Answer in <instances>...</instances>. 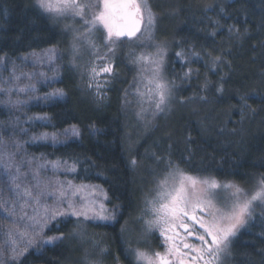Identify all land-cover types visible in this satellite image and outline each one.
<instances>
[{
	"label": "trees",
	"instance_id": "trees-1",
	"mask_svg": "<svg viewBox=\"0 0 264 264\" xmlns=\"http://www.w3.org/2000/svg\"><path fill=\"white\" fill-rule=\"evenodd\" d=\"M154 13L161 22L162 39L157 42H166L168 48L166 74L176 78L178 87L172 121L166 128L162 122L151 123L141 138L134 133L130 160L125 90L132 70L117 63L120 75L98 98L66 66L68 37L62 25L34 0H0V161H6L0 162V191L10 190L8 176L17 169L21 173V166L11 167L17 161H59L75 165L66 178L103 189L106 207L119 208L114 223L85 225L88 242L79 244L71 237L78 228L73 218L46 229L45 237L64 233L67 238L47 245L38 240L21 264H134L122 229L135 226L143 183L132 161L143 156L148 161L171 158L191 175L246 189L264 173V0H162ZM52 48L63 53L59 78L24 96L19 107L4 104L13 95L2 81L9 70L21 58ZM182 50L187 60L176 56ZM215 57L221 59L214 64ZM189 68L191 76L180 79ZM205 83L207 88L202 87ZM58 89L63 96L45 99ZM71 129L78 134L65 143L39 139ZM9 217L0 206V228ZM5 254L11 255L9 250ZM229 258V264H264V212L233 238Z\"/></svg>",
	"mask_w": 264,
	"mask_h": 264
},
{
	"label": "snow or ice",
	"instance_id": "snow-or-ice-1",
	"mask_svg": "<svg viewBox=\"0 0 264 264\" xmlns=\"http://www.w3.org/2000/svg\"><path fill=\"white\" fill-rule=\"evenodd\" d=\"M36 5L52 18H79L82 22L83 30L65 26L74 33L70 62L74 67H80L77 61L83 51L93 57L84 72L88 76L87 87L94 89L98 98L102 97L104 89L118 75L114 64L116 50L109 47L114 43L113 37L119 39L127 36L139 40L137 33L145 36L146 39L136 46L142 51L138 53L134 49L128 53L130 63L137 68L133 85L140 105L137 115L151 112L152 116H156L169 110L176 98L178 85L175 77L169 78L166 74L167 43L153 40L157 16L149 0H119L118 3L114 0H36ZM94 8L100 10L92 12ZM101 28L106 31L103 39L107 51L103 55L94 39L95 32ZM49 52H54V49ZM191 55L199 57L200 54L193 52ZM176 56L187 60V53L183 50L177 52ZM53 59V55L49 54V62ZM220 59L215 57L213 63ZM192 71L189 68L180 79L189 78ZM207 86L205 83L202 87ZM28 87L34 89V86H26L20 91H26ZM217 91H223V88ZM58 95L63 96V90L48 93L45 99ZM127 96L125 90V103H129ZM74 134L78 133L74 130ZM39 139H48V136L43 135ZM51 139L55 142L56 136L53 135ZM156 160L163 167L153 177L154 186L150 194L154 195L145 198V211L153 217L146 220L145 224L149 231L159 229L164 238V252L148 254L136 250L138 264H225L231 255L233 238L254 219L256 207H264V173L258 174L249 190L236 183H220L215 179L191 175L171 158L156 157ZM59 166V163L52 165L53 169ZM66 170L74 172L75 165ZM38 175V172L33 173V176ZM11 180L15 185L16 199L0 201V206L9 216L23 223V230L10 229L7 235L10 238L17 237L24 247H20L17 238H11L5 247L0 248V264H21L22 258L38 240L41 245L65 240L67 237L64 233L45 237V230L50 231L59 223H67L71 218H75L77 227L87 221L110 222L116 220L119 212L118 206L109 210L103 202L96 200L77 204L73 197L84 186L77 187L71 181L44 183L41 188L42 182L37 179V192L34 195L32 188H22L17 183L19 176H12ZM42 196L53 197L55 204H42ZM103 199H108L106 194H103ZM30 204L33 205L32 215L27 212ZM72 234H77L75 229ZM9 249L10 256L5 254Z\"/></svg>",
	"mask_w": 264,
	"mask_h": 264
},
{
	"label": "rangeland",
	"instance_id": "rangeland-1",
	"mask_svg": "<svg viewBox=\"0 0 264 264\" xmlns=\"http://www.w3.org/2000/svg\"><path fill=\"white\" fill-rule=\"evenodd\" d=\"M115 1V0H114ZM119 1V0H117ZM152 8L156 12V9L158 6H161L162 0H149ZM160 1V2H159ZM166 4L169 2L172 4L174 0H164ZM219 2L223 1H233V0H218ZM35 6L36 5V0H34ZM159 4V5H158ZM100 9L99 8H94L91 11L92 12H98ZM42 11V10H41ZM43 12V11H42ZM44 13V12H43ZM46 14V13H45ZM91 14V13H90ZM48 17H50L48 14H46ZM157 21H156V26L154 29V36L153 40L155 42L160 41L162 39L161 33L160 32V25L161 22H159L160 18L159 15L157 14ZM52 18V17H51ZM55 22L58 24L62 25V27L66 31V37L67 38V43H68V48L66 52L64 53L65 56L67 57L68 62L66 66L77 75H79V80L80 83L83 84L84 82L87 84L88 83V76L84 72L85 66L88 64V62L93 59V57L87 52L83 51L80 59L77 61L78 65L80 67H74L71 64V44L73 41V35L74 33L68 29H66V25L68 26H74L75 28H80L81 30L82 27V22L77 18L76 20H73L71 18L67 19H55L52 18ZM142 26V25H141ZM143 28V27H142ZM104 36H106V31L103 30L102 28L99 31H96L94 34V39L97 44V46L100 48V54L103 55L104 52L107 51V49L104 47ZM137 37H139V40L136 38H125V37H120L119 39L113 37L114 43L109 45V47H114L115 48V59H114V64L115 68L118 67L117 63H121L127 67V69H131V77L132 79L128 83L127 91L129 93V97L127 96V99L129 103H127V111L129 112V127L127 128V142L129 143V150L128 154L131 156L130 160L132 159V150H133V145L132 144V139L135 137L134 135L136 134L137 137L141 138V135L145 133L146 128L153 122H157L160 124L162 122L163 127H167V125L172 121V119H169L173 115V110L171 109L172 106H170L169 110H167L165 113L152 116L151 112L145 113L141 116H138L137 113L140 112V105L138 103V98L135 95V88H134V77L137 75V68L132 65L129 61L128 53L132 50H136L138 53L142 51V49L137 48V43L140 41H144L146 38L145 36H142L140 33H138ZM54 52L50 53L49 50L42 51L41 53H31L29 56L21 58L20 62L15 66L14 70H9V76L5 77L2 81L3 84L5 85L6 89L9 92H12V96L9 98L7 97L6 100H4V104L8 106H15L19 107V104L21 105V101L23 100V97L26 95H32L36 94V89L40 88V86L43 85H52L55 80H57L60 76L59 74V61L60 58H62V51L57 50L55 48ZM50 49V50H52ZM154 51V49H147ZM51 54L53 55L54 59L49 62L48 60V55ZM23 74V75H22ZM118 75L119 71H118ZM117 75V76H118ZM15 77H19V79H15ZM84 78V79H83ZM26 86H34V89L31 87H28L26 91H20L21 88H26ZM127 113V112H126ZM164 120V121H163ZM169 120V121H168ZM166 121V122H165ZM156 123V124H157ZM159 128H163L160 125H157ZM131 133H130V132ZM164 131V128H163ZM135 133V134H134ZM150 135V134H149ZM48 140H52L51 137L53 135H47ZM56 141L53 142L54 144L56 143H65L67 140H72L75 139L77 136L74 134V130H67L66 132L56 134ZM143 136V135H142ZM145 136V135H144ZM149 156H143L139 161H136L134 164L135 170L137 171V175H139L140 181L143 183L141 187V193L139 195L140 200H138V215L135 217V226L129 227L126 226L122 229L123 230V238L125 241V249L127 248L131 252V259L134 264H138L135 256V251L140 250L144 251L148 254L155 253V249L153 246V238H152V233L153 229L149 231L146 227L145 221L148 219H152L153 217L150 215V213L145 211V198H151L154 193L150 194V189L153 188V177L156 172H159L163 165L159 164L157 160L154 161H148ZM8 159V158H7ZM31 161V160H30ZM27 161L25 162L24 165L18 164V161L16 164H12L11 167L14 169L18 166H21L22 171L21 173L15 172L14 175L11 174L12 170L11 168H7V164L9 162H13V160L9 161L6 163L5 169L12 175V176H19V180L17 183H20L22 188L23 187H30L33 190V194L35 195L37 192V189L35 187L37 179H39L41 183V188L43 187L44 183H49L51 184L54 181H61V182H68L71 181L73 185L79 187L83 185L84 187L76 193V195L73 197L75 202L77 204L84 203V202H89L92 200H96L98 202H103L104 204L106 203L107 200L103 199V189L95 186V185H85L83 183L76 184L74 183L70 178H66V175L70 173L71 171H67L66 169L71 168L72 165L71 163H61L59 161L57 162H49V161H44L40 160L39 162H30ZM134 161V160H133ZM1 162V161H0ZM6 161L3 160L1 164L3 165ZM54 163H59V168L53 169L52 165ZM43 165L44 167H40ZM150 171H152L150 173ZM34 172H38V176H33ZM149 172V175H147ZM147 173V174H146ZM8 176V183L11 184L10 190L9 188H5V191L3 192L2 190L1 193V200L0 201H12L16 199V190H15V185L12 183L11 177ZM203 179V178H201ZM205 179V178H204ZM209 180H212L209 178ZM253 186V185H252ZM251 187H247V189H251ZM102 190V192H101ZM103 193V194H102ZM55 199L51 196H42L41 197V203L42 204H48V205H54L55 204ZM32 206H30L27 209L28 215H32ZM106 206V205H105ZM261 212H264V207H256L255 214H259ZM75 219V218H73ZM85 224L80 225L78 228H76L75 232L77 234H71V237L78 242L79 244L81 243L82 240L84 242H88L89 240L84 236L85 229H86V224H92V223H114V221L106 222V221H87L84 222ZM132 226V225H131ZM19 228L20 230H23V223L19 222L15 219V217H9V223L7 225H2L0 228V248L5 247L6 243L11 239V238H17V237H9L7 235L8 231L10 229L15 230ZM136 229V231L134 230ZM29 231H31L29 229ZM82 233V235H81ZM17 242L20 243V247L23 248L24 244L20 242L17 238ZM152 245V247H151ZM9 252L11 253L10 249ZM230 261V258H228ZM228 259L225 261V264H229Z\"/></svg>",
	"mask_w": 264,
	"mask_h": 264
},
{
	"label": "flooded vegetation",
	"instance_id": "flooded-vegetation-1",
	"mask_svg": "<svg viewBox=\"0 0 264 264\" xmlns=\"http://www.w3.org/2000/svg\"><path fill=\"white\" fill-rule=\"evenodd\" d=\"M114 2L118 3L119 1L115 0ZM141 27H143V24ZM137 35H138V33H137ZM130 39H132V38H130ZM152 238H153L152 239L153 240V246H154V249L156 250L155 252H161V253L164 252V247H163L164 238L160 235L159 229H153ZM151 247H152V245H151ZM228 261H229V259H228Z\"/></svg>",
	"mask_w": 264,
	"mask_h": 264
},
{
	"label": "water",
	"instance_id": "water-1",
	"mask_svg": "<svg viewBox=\"0 0 264 264\" xmlns=\"http://www.w3.org/2000/svg\"><path fill=\"white\" fill-rule=\"evenodd\" d=\"M125 38H127V36H124Z\"/></svg>",
	"mask_w": 264,
	"mask_h": 264
}]
</instances>
